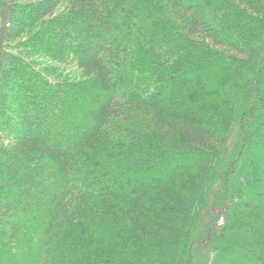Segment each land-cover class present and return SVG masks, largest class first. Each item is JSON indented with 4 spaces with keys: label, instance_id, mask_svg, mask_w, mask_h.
<instances>
[{
    "label": "trees",
    "instance_id": "16d2710c",
    "mask_svg": "<svg viewBox=\"0 0 264 264\" xmlns=\"http://www.w3.org/2000/svg\"><path fill=\"white\" fill-rule=\"evenodd\" d=\"M0 264H264V0H0Z\"/></svg>",
    "mask_w": 264,
    "mask_h": 264
}]
</instances>
